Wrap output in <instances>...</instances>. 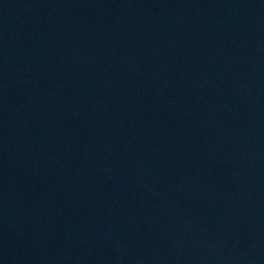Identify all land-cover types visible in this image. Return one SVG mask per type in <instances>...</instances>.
Segmentation results:
<instances>
[{
    "label": "water",
    "instance_id": "obj_1",
    "mask_svg": "<svg viewBox=\"0 0 264 264\" xmlns=\"http://www.w3.org/2000/svg\"><path fill=\"white\" fill-rule=\"evenodd\" d=\"M0 264H264V0H0Z\"/></svg>",
    "mask_w": 264,
    "mask_h": 264
}]
</instances>
